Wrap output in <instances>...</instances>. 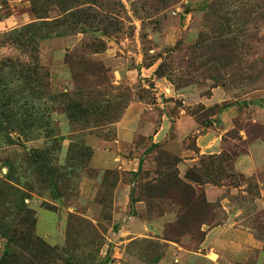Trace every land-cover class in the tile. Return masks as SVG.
I'll use <instances>...</instances> for the list:
<instances>
[{"label":"rangeland","instance_id":"1","mask_svg":"<svg viewBox=\"0 0 264 264\" xmlns=\"http://www.w3.org/2000/svg\"><path fill=\"white\" fill-rule=\"evenodd\" d=\"M80 7L74 33L50 25ZM133 101L148 111L120 152L137 171L94 169L95 142L116 138ZM201 129L218 135L217 153L199 152ZM246 153L254 175L234 167ZM84 178L94 193H82ZM259 183L264 0H94L66 12L0 0L2 264H198L215 226L260 246L224 264H264ZM28 233L57 250L23 243Z\"/></svg>","mask_w":264,"mask_h":264},{"label":"crops","instance_id":"2","mask_svg":"<svg viewBox=\"0 0 264 264\" xmlns=\"http://www.w3.org/2000/svg\"><path fill=\"white\" fill-rule=\"evenodd\" d=\"M148 105L142 103L141 101H133L129 104L119 121L120 127L116 138L113 141H96L93 148V155L91 158V164L94 169H110L120 167L121 169H129L130 171H137L139 162L133 157L132 159L123 157L124 152H120L122 147L132 143L138 131L143 129V123L145 120L146 110ZM148 111V110H147ZM182 128L184 123L187 124V118H181L178 120ZM189 128H192L188 124ZM164 127V126H162ZM193 129V128H192ZM166 131V127L159 128L158 133ZM183 131V130H182ZM197 132V131H196ZM205 132V133H204ZM201 129V133L198 132L196 137V146L201 154H214L219 151V138L218 135L207 132ZM180 136H182L180 134ZM251 154H244L237 157L234 162V167L239 173H242L244 176L254 175L256 172L255 164L250 157ZM83 185L86 188L82 187V193L92 194L96 191L97 181L95 179L84 178ZM260 184V183H259ZM212 189H205V194L207 198L211 201L215 199V187H210ZM215 189V190H214ZM218 193V192H217ZM259 196L261 197L262 204L264 206V186L263 184L259 185ZM125 203V202H122ZM211 227L206 231V239L204 242L205 249L202 250V253L196 258L199 262L198 264H215L216 260L209 258V252L216 255L219 259L218 264H224L226 261L229 263V260H234L236 262L243 263L250 257L254 249H259L258 242L254 237L245 231L233 229L227 230L224 226ZM221 249H220V248ZM207 257V258H206Z\"/></svg>","mask_w":264,"mask_h":264},{"label":"trees","instance_id":"3","mask_svg":"<svg viewBox=\"0 0 264 264\" xmlns=\"http://www.w3.org/2000/svg\"><path fill=\"white\" fill-rule=\"evenodd\" d=\"M54 3H56V5L61 9L62 12H66L70 9H72L73 7H77V6H82L88 3H94V0H52ZM85 9H82L81 7L78 8L74 13L73 12H69L68 15L66 17H63V19H54L52 21H50V25L53 26L54 28H58L63 26V30H61V33H66V32H70V33H74V31L79 29V23H85L86 19L85 17L82 16V12H84ZM69 16H74V18H76V22L75 21H66V18ZM66 21V22H65ZM38 25H42V23H39ZM126 109V108H125ZM124 109V110H125ZM89 156V154H87V157ZM89 160V159H88ZM139 167V165H138ZM178 179L173 178L171 179V183L176 184L178 183ZM199 180L196 179L195 182H198ZM25 214L30 216L31 211L30 210H25ZM25 220H24V224H25ZM35 223V219L32 218L31 222H28L29 228H31L33 226V224ZM8 242L13 241V239L11 238H7ZM25 244H32L34 246H36L39 250H44V251H49V252H54L57 249L48 246L44 241L39 240L36 237H33L30 233L27 234V238L23 239L22 241ZM0 264H2V262L0 261Z\"/></svg>","mask_w":264,"mask_h":264}]
</instances>
